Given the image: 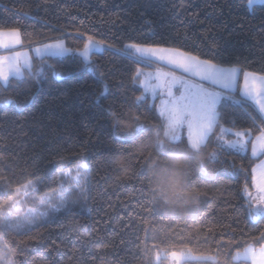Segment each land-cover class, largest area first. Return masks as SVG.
I'll return each mask as SVG.
<instances>
[{
	"label": "trees",
	"instance_id": "obj_1",
	"mask_svg": "<svg viewBox=\"0 0 264 264\" xmlns=\"http://www.w3.org/2000/svg\"><path fill=\"white\" fill-rule=\"evenodd\" d=\"M0 28H19L24 48L63 39L71 49L67 55L34 58L31 71L0 86V189L8 193L0 196V205L29 181H39L38 193L54 192V181L65 170H71L65 190L76 186L77 165H86L88 175L79 181L85 191L77 215L6 233L14 264H169L166 253L187 249L197 256L218 254L215 264H232L230 257L244 243L259 247L264 220L249 217L245 187L254 188L252 169L264 154L253 156L251 144L241 153L216 147L221 127H252L247 113L224 104L203 168L198 161L190 164V187L207 193L198 210L173 202L175 191L187 190L184 180L168 192L165 204L153 197L156 180L147 169L149 159H163L152 131L162 117L137 76L138 69L153 65L137 64L121 50L132 43L180 48L224 67L264 74V4L0 0ZM89 36L102 49L86 61L79 52ZM144 95L148 98L138 104L135 98ZM110 101L117 106L126 101L112 109L121 113L119 121L106 111ZM138 122L146 129L139 134ZM223 135L234 138L233 132ZM213 150L218 154L209 159ZM117 159L122 167L111 164Z\"/></svg>",
	"mask_w": 264,
	"mask_h": 264
},
{
	"label": "snow or ice",
	"instance_id": "obj_2",
	"mask_svg": "<svg viewBox=\"0 0 264 264\" xmlns=\"http://www.w3.org/2000/svg\"><path fill=\"white\" fill-rule=\"evenodd\" d=\"M264 3V0H258ZM252 0H249V4ZM96 42L93 37H87V43L83 48V54L87 56ZM22 44L21 31L19 28H0V49L7 51L8 55H0V83L8 84L10 77H22L25 70L31 71L34 67L32 58L27 52L18 51L17 48ZM71 51L65 45L63 39H56L52 43L42 44L35 49L38 57H55ZM129 58L135 57V62L141 61L148 65L162 64L171 70L165 72L157 68L153 73L145 74L142 81L144 92L150 94L152 98L158 95L165 97L161 100L159 116L162 123L154 126L152 131L156 137V149L159 156L163 159L157 162L158 158H151L147 161V169H150L152 176L155 177L156 187L152 189L153 197L159 198L168 203V192L175 189L176 184L186 181V191L174 192V203H182L188 210H198L202 196L207 193L200 192L195 187H190L194 182L190 175V164L198 161L200 167L204 166L205 153L210 143L211 137L215 135V129L220 125L222 119V107L230 102V106L244 110L252 122V127L237 130L233 133L234 139L225 140L223 133L227 131L221 127V135L217 137L219 141L216 145L221 150L232 149L237 153L246 152L251 144L253 156L264 154V74L244 71L239 67H224L214 63L211 59H201L199 56L192 55L190 52L182 51L180 48L173 47H152L138 43L126 46ZM182 70L186 76H176L175 70ZM89 71H94L89 68ZM140 75L139 69L137 76ZM196 77L197 80L189 79ZM175 89V91H174ZM148 98L147 95L136 97L137 103H143ZM99 99L97 103H99ZM117 106L114 102L108 103L106 111L113 121L121 119V113L113 114V107ZM139 121V117L136 118ZM253 128L257 135L253 136ZM114 130L119 131L118 125L114 123ZM145 126L137 123V134L145 131ZM186 134V140L183 139ZM251 137V140L249 139ZM215 150L207 152L209 159L217 156ZM149 153V157H151ZM111 164L122 167L120 159L114 160ZM69 170L61 173L60 177L54 181L57 184L55 189V201L53 196L45 192L43 196L37 198L36 185L39 181H29L23 185L24 195L32 200L33 207L27 216L14 219L11 208L15 203H9L7 212L0 205V236L5 232L19 231L25 229L31 231L32 225L40 226L36 222L43 220L46 225L53 217L68 219L78 214L80 202L83 199L85 189L80 186L79 181H87L86 165L76 166V186H69L67 190L64 185L67 181L64 177L68 176ZM151 177L149 181L151 182ZM251 183L257 195L253 196L245 187V194L248 197V215L259 223L264 220V162L252 169ZM20 189H17L19 192ZM8 193L0 189V196ZM191 206L189 207V202ZM205 204L207 201H203ZM6 203H8L6 201ZM30 221V223H25ZM258 241L259 247L255 243H244L242 250H235V255L230 259L232 264H264V232ZM228 245H221L227 247ZM157 260H160L157 254ZM169 264H215L218 254L215 256L193 255L191 249L185 251H171L166 253L164 259H169ZM0 264H12L10 253L5 252L0 258ZM161 264L163 262L161 261Z\"/></svg>",
	"mask_w": 264,
	"mask_h": 264
},
{
	"label": "rangeland",
	"instance_id": "obj_3",
	"mask_svg": "<svg viewBox=\"0 0 264 264\" xmlns=\"http://www.w3.org/2000/svg\"><path fill=\"white\" fill-rule=\"evenodd\" d=\"M247 3H248V6H249L250 8H252L254 5L264 4V3H260V2H258V0H252V3H251V4H249V0H247ZM101 49H102V46H101L99 43H95L94 46H93V48L91 49V51L89 52V54H88L87 56H85V55L83 54V50L80 51L79 54H80V55H81L86 61H88V60H89V57H90V54L92 53V51H100ZM157 68H160V69H162V70L165 71V72L171 70L168 66H165V65H162V64H159V63H157V64H153V67H152V68H147L144 72H143V71H140L141 83H142V81L145 79V74H147V73H153V72H155V70H156ZM175 75H176V76H182V75L186 76L187 74H184V73L182 72V70L176 69V70H175ZM189 79L197 80L196 77H189ZM142 87H143V83H142ZM143 89H144V88H143ZM174 91H175V89H174ZM144 93H145V92H144ZM145 94H146V93H145ZM148 95L151 97L150 94H148ZM151 98H152V97H151ZM156 98L158 99V102H157L158 105H157V106H158V111H159V110H160V103H161V100H162V99H165V97H162V96H159V95H158ZM156 98H152V100H154V99H156ZM226 130H227V131H225V133H226V132H233V133L235 132V131H233L232 129H226ZM256 165H257V164H256ZM256 165H255V166H256ZM80 181H81V180H80ZM27 183H28V182H27ZM27 183H26V184H27ZM24 185H25V184H24ZM19 189H20V191L17 192V194H16L15 196H12V197L9 199L8 203H6L5 205H3L4 211L7 212V210H8V206H9V203H11V202L14 201V200H16V201H20L19 203H15V204L12 206V208H11L12 216H13L14 219H18V218H22V217L27 216L29 210L34 206L33 203H32V200H31L29 197H27V196L24 195V188H23V186H22L21 188L19 187ZM53 191H54V190H53ZM44 193H45V192L38 193V192H37V186H36V196H37V198H39L40 196H43ZM48 193H49L51 196H53V199H54V201H55V191H54V192L49 191ZM79 208L82 209V205H81V204H80ZM40 222H43V220H42V219H41V220H38L36 223L38 224V223H40ZM25 223H26V224H27V223H30V221H25ZM35 225H36V224H33L32 227L35 226ZM25 230H27V229H25ZM25 230H24V231H25ZM12 232L20 233L19 231H12ZM6 233H7V232L3 233V235L0 236V258H3V257H4L6 251H8V252L10 253V251H9V249H8V245L4 242V241H5L4 238H5ZM193 255H194V254H193ZM195 256H197V255H195ZM10 259H11V261H12V264H14V260H13V257H12L11 254H10ZM168 261L170 262V258L168 259Z\"/></svg>",
	"mask_w": 264,
	"mask_h": 264
},
{
	"label": "crops",
	"instance_id": "obj_4",
	"mask_svg": "<svg viewBox=\"0 0 264 264\" xmlns=\"http://www.w3.org/2000/svg\"><path fill=\"white\" fill-rule=\"evenodd\" d=\"M41 45H42V44H41ZM41 45L33 46V47H31V48H24V47L22 46V44H21L20 46H18L17 50H18V51H22V52H27L28 55L32 58V62H33V59H34V58H40V57L37 56V54H36V52H35V49H36L37 47H40ZM8 54H9V53H8L7 51L0 49V55H8ZM67 54H69V51H68V52H65L63 55H67ZM25 71H27V70H25ZM25 71H24V72H25ZM23 75H24V73H23ZM23 75H22V76H23ZM10 78H11V77H10ZM17 78H21V77H17ZM2 84H3V83H0V86H1ZM154 100L156 101V103L158 102V99H157V98L154 99ZM157 105H158V103H157ZM157 107H158V106H157ZM185 136H186V134H185ZM224 138H225V137H224ZM234 138H235V137H234ZM234 138H231V139H234ZM225 140H230V139H227V138H226ZM250 151H251V145H250ZM251 154H252V153H251ZM258 155H260V154L258 153L256 156H258ZM256 156H255V157H256ZM262 162H264V157L261 159V161H259V162L257 163V165H256L254 168H257V166L260 165ZM251 193H252L253 196H256V195H257L255 188L252 189Z\"/></svg>",
	"mask_w": 264,
	"mask_h": 264
}]
</instances>
